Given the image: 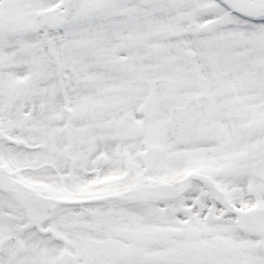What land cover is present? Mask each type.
<instances>
[{"label": "snow or ice", "instance_id": "obj_1", "mask_svg": "<svg viewBox=\"0 0 264 264\" xmlns=\"http://www.w3.org/2000/svg\"><path fill=\"white\" fill-rule=\"evenodd\" d=\"M0 264H264V0H0Z\"/></svg>", "mask_w": 264, "mask_h": 264}]
</instances>
